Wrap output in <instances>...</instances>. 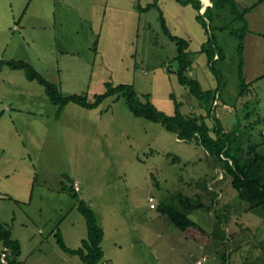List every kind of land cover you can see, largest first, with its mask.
<instances>
[{"label":"rangeland","instance_id":"obj_1","mask_svg":"<svg viewBox=\"0 0 264 264\" xmlns=\"http://www.w3.org/2000/svg\"><path fill=\"white\" fill-rule=\"evenodd\" d=\"M233 1L243 10L259 0ZM162 3L167 27L189 44L188 74L203 90L214 91L216 100L219 96L216 107L208 112L178 83L175 44L163 33L155 8L141 14L137 30L102 33V48L106 45L108 56L113 57L107 78H91L84 88L64 84L63 95L85 94L92 101L107 83L132 84L139 100L147 97L166 115L173 114L176 101L181 113L202 116L210 130L217 124L220 136L236 135L237 140L225 142L230 145V158L246 150L248 143L257 144L256 152L264 155V79L256 80L264 74V10L255 25L244 29L227 5L213 7L204 16L201 8L197 11L189 2L173 0L171 4L184 8L183 27L173 25L169 4ZM98 37L93 35L92 43ZM10 38V34L0 35V42L9 39L8 46L0 43L2 59L12 52ZM209 39L221 55L212 64L200 51ZM23 48L28 56L34 47ZM241 76L249 83L243 96L239 95ZM1 80L9 92L0 95V113L5 112L0 117V188L8 182L5 173L10 174L13 187L10 198L0 199V221L20 241V264H81L77 256L59 249L55 237L59 230L70 247L86 237L77 201L61 190L71 180L79 182V198L91 203L105 229L102 247L108 258L98 264L105 259H110L109 264L155 260L194 264L189 251L197 250L199 243L187 238L157 208H149V196L154 197L155 207L162 201L171 204L210 233L209 244L202 246L208 255L204 264H264V206L250 209L251 204L237 195L228 168L231 160L217 156L215 145L205 149L198 137L178 139L159 123L134 116L123 96H109L91 110L69 103L58 111L37 82ZM15 87L21 89L20 98L15 97ZM259 169L264 171V161ZM64 256H71L70 262Z\"/></svg>","mask_w":264,"mask_h":264},{"label":"trees","instance_id":"obj_2","mask_svg":"<svg viewBox=\"0 0 264 264\" xmlns=\"http://www.w3.org/2000/svg\"><path fill=\"white\" fill-rule=\"evenodd\" d=\"M180 4H187L188 2L196 7L197 11L202 7L199 0H174ZM211 5L206 7L203 15L213 8L218 7L222 9L224 5L230 8L231 13L234 14L235 19L242 22V28H246L247 21L245 15L247 11L255 6L253 4L249 8L238 10L236 3L233 0H209ZM262 1V0H259ZM140 12L155 8L159 12V20L163 33L167 38L175 44L176 54L173 57V61L176 63L175 73L178 83L188 89V92L193 96L201 105L204 104L206 110L209 112L214 106L216 101L218 104L219 96L217 100L214 91L203 90L199 81L188 74L191 65V53L188 51V42L181 37L172 34L166 25L162 11L158 5V0H152L151 3L145 7L137 6ZM217 8V9H218ZM197 20L201 25L206 28V22L199 16ZM208 21L211 23V20ZM214 42V41H213ZM212 40L202 44L200 51L205 52L208 56V62L212 64L213 59H220L221 55L217 47ZM241 47V43H240ZM9 68L12 70H21L25 73L27 79L35 81L44 88V92L49 101L58 107V111H61L67 104L74 103L85 109L97 108L105 98L109 96H115L119 98L123 96L127 102L130 112L136 117L145 118L148 121L159 123L166 131L172 132L178 139L191 140L194 137L200 139L201 144L205 149L215 147L217 156L227 157L231 160V166L229 165V172L233 174L231 179V185L236 189L237 195L241 199H245L251 204L250 209L256 206H264V171H260L259 164L264 161V155L256 152L255 147L257 144L248 143L246 150H241L239 153H235V156L230 158L227 154L230 150V145L225 146V142L228 140H237L236 135H229L227 139L225 136L218 133L220 129L217 124L210 130L205 124L203 117H197L194 115H185L180 111V103L175 101V108L172 115H166L165 113L158 111L149 101L147 97L145 101H141L138 98L137 92L132 84H118L112 86L107 83L106 90L101 94H96L92 101L87 99L85 94H69L63 95L59 85L46 79L42 74L35 70L29 63L24 60L15 59H0V70L2 68ZM241 85L239 95L243 96L248 91L249 83L243 81L241 76ZM264 79V74L256 78V80ZM216 104V106H217ZM214 106V107H216ZM207 114L209 115V113ZM207 115V116H208ZM173 161H179L178 158H174ZM225 175L222 176V179ZM70 185H63L61 190L67 192L76 201V208L83 216L86 225V237L81 240L80 246L75 249L68 248L62 238L61 233L57 230L55 237L56 243L59 249L69 255H75L81 261V264H98L103 258V250L101 243L104 237L102 227L99 225L97 216L90 205L79 198L78 192H76L72 183ZM10 198L9 196H7ZM157 208L162 214H164L168 221L185 233L187 238H192L202 246H207L210 241V233L200 226L198 223L190 219L186 214L179 212L171 204H166L164 201ZM0 243L2 248L7 249V260L9 264H20L17 257L20 255L21 247L17 239L12 236L10 227L6 223L0 221Z\"/></svg>","mask_w":264,"mask_h":264},{"label":"crops","instance_id":"obj_3","mask_svg":"<svg viewBox=\"0 0 264 264\" xmlns=\"http://www.w3.org/2000/svg\"><path fill=\"white\" fill-rule=\"evenodd\" d=\"M172 1L158 0V5L161 9L162 2L165 5L169 4L168 14L172 19L171 22L173 25H183L184 8L174 6L171 4ZM151 2L152 0H0V35H12L10 38L13 45V47L10 45L12 52L7 53L6 59L26 61L45 78H54L50 81L59 85L61 90L65 86L64 84H67L65 87L69 88H84L87 84L89 87L91 78H107L108 68L113 66L110 65L113 57L108 56L107 46L104 45L102 48V33L103 35H114L116 30L131 32L132 29H139L141 14H144L145 11L140 12L137 6L143 8ZM253 4L256 5L251 7ZM253 4L249 5L251 8L246 13L248 27L257 23L255 18L264 10V0ZM253 16L254 20L251 21ZM82 34H84L83 37ZM93 35L99 37L92 43ZM0 43L8 46L9 39L8 42ZM31 44L34 48L29 49L27 56L23 47ZM0 78H9L11 81L12 78L27 77L21 70L4 67L0 70ZM62 78H67L66 82ZM80 83H84V85ZM5 85L6 81L1 80L0 95L3 97H5L3 93L9 92V90L5 91L7 89ZM13 91H15V97H21V89L15 87ZM4 113H0V117ZM5 176V181L8 182L3 184L6 186L5 189L0 188V199L10 197L9 190L13 187L10 174L5 173ZM88 203L91 206V203ZM94 212L96 213L95 209ZM100 226L102 227V225ZM102 229L104 232L102 242H104L105 229L103 227ZM61 235L65 245L71 249L80 246L83 239H79L77 247H70L64 234L61 233ZM12 236L19 241L13 232ZM197 247L201 253L198 254V249L189 251V257L193 259L194 264L203 256H208L203 253L202 245L199 244ZM71 256H64V259H68L65 260L67 263L70 262ZM106 259L103 264H109L110 259ZM143 264L159 263L155 260Z\"/></svg>","mask_w":264,"mask_h":264},{"label":"built area","instance_id":"obj_4","mask_svg":"<svg viewBox=\"0 0 264 264\" xmlns=\"http://www.w3.org/2000/svg\"><path fill=\"white\" fill-rule=\"evenodd\" d=\"M211 3L208 1L207 4H202V7H201V12H202V9L205 10L206 7L210 6ZM72 187L73 189L76 191V192H79L80 191V185H79V182L78 181H74L72 183ZM148 203H149V208H155L156 204H155V199L153 196H149L148 197ZM7 249L6 248H2V251L0 253V264H8V260H7ZM207 260V257L206 256H203L202 258H200L199 260H197L196 264H203L205 261Z\"/></svg>","mask_w":264,"mask_h":264},{"label":"water","instance_id":"obj_5","mask_svg":"<svg viewBox=\"0 0 264 264\" xmlns=\"http://www.w3.org/2000/svg\"><path fill=\"white\" fill-rule=\"evenodd\" d=\"M203 1V0H202ZM204 2V1H203ZM204 11V9H202V12Z\"/></svg>","mask_w":264,"mask_h":264},{"label":"bare ground","instance_id":"obj_6","mask_svg":"<svg viewBox=\"0 0 264 264\" xmlns=\"http://www.w3.org/2000/svg\"><path fill=\"white\" fill-rule=\"evenodd\" d=\"M204 1V0H203ZM204 4H206V3H204Z\"/></svg>","mask_w":264,"mask_h":264}]
</instances>
